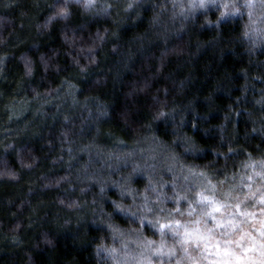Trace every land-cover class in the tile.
<instances>
[{"label": "clouds", "instance_id": "clouds-1", "mask_svg": "<svg viewBox=\"0 0 264 264\" xmlns=\"http://www.w3.org/2000/svg\"><path fill=\"white\" fill-rule=\"evenodd\" d=\"M0 264H264V0H0Z\"/></svg>", "mask_w": 264, "mask_h": 264}]
</instances>
